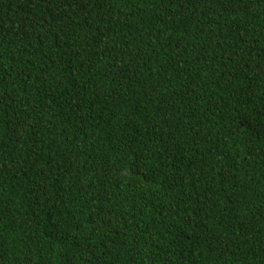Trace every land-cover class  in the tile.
<instances>
[{
  "label": "trees",
  "instance_id": "1",
  "mask_svg": "<svg viewBox=\"0 0 264 264\" xmlns=\"http://www.w3.org/2000/svg\"><path fill=\"white\" fill-rule=\"evenodd\" d=\"M0 264H264V0H0Z\"/></svg>",
  "mask_w": 264,
  "mask_h": 264
}]
</instances>
